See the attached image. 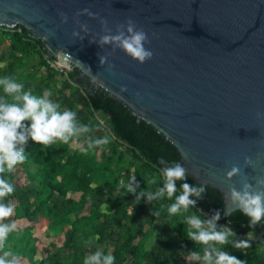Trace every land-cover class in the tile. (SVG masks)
Wrapping results in <instances>:
<instances>
[{
    "label": "water",
    "instance_id": "water-1",
    "mask_svg": "<svg viewBox=\"0 0 264 264\" xmlns=\"http://www.w3.org/2000/svg\"><path fill=\"white\" fill-rule=\"evenodd\" d=\"M84 8L105 18L113 33L133 19L150 37L152 58L137 64L116 50L108 57L114 68L106 71L98 56L110 46L89 43L102 34L97 19L80 16L89 33L71 37L73 16ZM16 24L56 65L70 66L92 84L87 67L98 74L100 88L151 126L188 176L219 192L223 217L233 211L228 187L240 188L239 177L224 179L228 168L250 156L254 169H244L250 182L264 177V119L255 115L264 113V0H0V25ZM58 51L69 58L58 59Z\"/></svg>",
    "mask_w": 264,
    "mask_h": 264
},
{
    "label": "trees",
    "instance_id": "trees-1",
    "mask_svg": "<svg viewBox=\"0 0 264 264\" xmlns=\"http://www.w3.org/2000/svg\"><path fill=\"white\" fill-rule=\"evenodd\" d=\"M17 26L21 32L12 34L8 52L0 59V77H14L25 91L32 89L38 97L46 89L52 91V82H58L50 99L60 103L61 111L76 112L80 122L92 128L91 133L76 140L81 147L86 146V138H95L91 118L96 114L104 118L111 142L102 151L97 148L85 154L80 147L71 148L58 140L49 145L29 141L24 163L3 174L14 192L2 201L15 209L5 223L24 219L27 224L9 233L0 255L10 251L25 264H84L87 256L101 251L113 255L114 264H199L187 260L191 252H200L203 247L186 237L187 226L182 220L188 213H168L175 197L152 203L142 197L134 206V194L123 195V189L117 190L121 180L127 182L134 174L139 184L137 191H155L163 184L158 159L179 162L180 156L151 126L142 119L137 121L131 110L95 87L88 77L73 68L63 74L49 66L47 59L52 61V57L21 25ZM40 70L45 78L37 76ZM4 95L0 87V96ZM8 99L11 101V97ZM17 173L24 177L21 184ZM184 182L200 185L190 176ZM180 183L177 182L176 195L180 194ZM80 184L86 188L76 199L70 198L69 190ZM154 209L160 212L159 217L152 215ZM192 211H200L205 219L219 211L218 226L231 227L238 239H247L240 235L250 231L251 237H264V220L249 228L248 218L238 210L223 217L222 197L212 187L207 186ZM40 218L46 221L53 237H60L58 245L53 241L45 245L34 235L33 225ZM158 222L162 223L155 232L153 224ZM153 235L146 249L145 243ZM93 237L95 241L86 245ZM249 241V248L223 247L246 264H264V243Z\"/></svg>",
    "mask_w": 264,
    "mask_h": 264
},
{
    "label": "clouds",
    "instance_id": "clouds-1",
    "mask_svg": "<svg viewBox=\"0 0 264 264\" xmlns=\"http://www.w3.org/2000/svg\"><path fill=\"white\" fill-rule=\"evenodd\" d=\"M60 24L68 22V15L64 12L58 13ZM87 16L90 19H97L101 25V33L98 38H91L89 43H96L101 49L110 46L108 53L98 56L99 64L104 66L107 63L108 72H112L114 65L108 61V57L116 52L122 51L131 60L137 64H144L153 56V51L147 48L150 43L149 35L142 27H138L136 22L128 18L123 23H119L113 29L108 26V21L93 13L88 8H84L76 12L73 16L76 28L73 29L71 37L73 39L83 40L85 35L89 33L87 23H81L80 16ZM83 33V35H81ZM48 35H54L49 32ZM47 38V37H45ZM59 58L67 60V53L56 52ZM80 63L79 61H77ZM88 74L93 84L104 88L102 82H98V74L92 75L87 67ZM0 87L3 88L4 96H0V249L5 247V242L10 232L16 225L15 223H5L4 221L11 217L15 211L14 206L4 203V198L14 192V186L9 183L3 174L12 172L18 164L24 163L26 160L25 148L29 141L37 144L49 145L57 140L69 144L75 138L79 141L85 134L91 133L92 128L80 122L77 113L72 110L61 111L59 102L50 99L52 92L44 90L42 96L33 95L32 89L24 90L22 83L16 82L14 77H0ZM107 91V89L105 88ZM127 89L121 87L120 91ZM138 96V94H137ZM8 97H11L9 101ZM256 119H264V113L256 112ZM26 121L30 123H25ZM110 137L105 135L97 138H86V146L81 147L77 143V147L81 148L85 154L99 148L103 150L105 145L110 143ZM158 163L162 166L160 173L163 177L162 186L155 191H145L139 189L135 175L129 176L127 182L120 181L119 189H123V195L134 194V206L141 202V198H145L146 202L160 201L165 197L171 199L175 197L173 203L168 206L169 215L178 213H188L183 216L182 223L187 226L186 237L194 242L195 245H202L200 252H191L193 260L199 264H246L245 261L238 259L234 255H230L224 250L225 245H231L236 249L249 248L251 243L248 237L252 232L247 233V239L236 238V233L229 226H218L217 221L220 220V212H214L208 218H202L200 211H192L198 200L203 198V194L207 189V185L199 186L186 183L189 172L180 162L169 163L163 157L158 159ZM255 161L250 156H245L243 166L232 165L225 172L224 179L231 181L233 177H239L240 188L235 185L228 187L225 196L227 203L233 207L234 211L241 212L248 218L249 228H254L262 220H264V177L254 176L250 182L248 175L244 169L251 167L254 169ZM180 183V194L176 195L178 188L177 182ZM231 213H229L230 215ZM152 215L159 217L160 212L153 210ZM115 257L111 254L105 255L101 251H95L84 260V264H114ZM0 264H19L18 258L10 251H4L0 255Z\"/></svg>",
    "mask_w": 264,
    "mask_h": 264
},
{
    "label": "rangeland",
    "instance_id": "rangeland-1",
    "mask_svg": "<svg viewBox=\"0 0 264 264\" xmlns=\"http://www.w3.org/2000/svg\"><path fill=\"white\" fill-rule=\"evenodd\" d=\"M5 54L2 53V55H0V59L1 58H4ZM64 68V67H63ZM71 67L68 66V69L65 68L66 70H69ZM59 72V70H58ZM61 73V72H60ZM37 76L39 78H45L44 76V73H43V70H40L39 72H37ZM53 84V89H55V87H57L58 85V82L54 83L52 82ZM53 89L51 92H53ZM64 93H67V90L64 91ZM91 123H92V127L94 129V133L92 136H94L95 138H97V136H109L110 137V134L108 132V129L106 127V124H105V120L103 117H101L99 114H96V115H93L92 118H91ZM77 143L80 144V142H77L75 139H73L72 141L69 142V147L71 148H78L76 145ZM24 181V177L21 173H17V182L18 183H23ZM86 188V186L83 184V185H78L77 187L75 188H72L69 190L68 192V196L70 198H73V199H76L78 194L83 191L84 189ZM16 226H18V222H14ZM161 223L162 222H158V223H154L153 224V227H154V230L155 232L160 228L161 226ZM33 233L34 235H36L43 244L47 245L50 241H53L56 245L59 244L60 242V237H53L52 233L47 229L46 227V221L44 219H39L37 221V223H35L33 225ZM154 235L148 239V241L145 243V248L148 249L150 243L152 242V239H153ZM95 241V238H91V239H88L85 244L86 245H91L93 242ZM187 260L189 262H192L194 261L191 257V255L187 258ZM19 264H25V261H19Z\"/></svg>",
    "mask_w": 264,
    "mask_h": 264
},
{
    "label": "built area",
    "instance_id": "built-area-1",
    "mask_svg": "<svg viewBox=\"0 0 264 264\" xmlns=\"http://www.w3.org/2000/svg\"><path fill=\"white\" fill-rule=\"evenodd\" d=\"M17 25L18 24L14 25V26L0 25V33H1L0 55H2V53L6 54L8 52V44L12 40V34L21 32L20 26H17ZM47 63L49 64V66L54 67V68L58 69L59 72L65 74V71H66L65 68L56 65L53 61H50L48 59H47ZM240 236L242 238H247V234L240 235ZM248 239H253V240H256L258 242L264 243V237L259 236V235L255 236V237L249 236Z\"/></svg>",
    "mask_w": 264,
    "mask_h": 264
},
{
    "label": "crops",
    "instance_id": "crops-1",
    "mask_svg": "<svg viewBox=\"0 0 264 264\" xmlns=\"http://www.w3.org/2000/svg\"><path fill=\"white\" fill-rule=\"evenodd\" d=\"M14 222H16V223L18 222V226H16V227H21V226H24L27 224V222L24 219H17L15 221H13L12 223H14Z\"/></svg>",
    "mask_w": 264,
    "mask_h": 264
}]
</instances>
